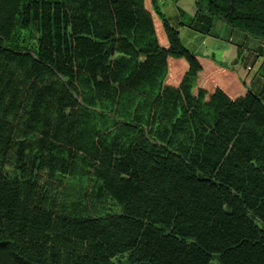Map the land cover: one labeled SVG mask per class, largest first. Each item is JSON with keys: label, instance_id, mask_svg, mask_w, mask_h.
Segmentation results:
<instances>
[{"label": "trees", "instance_id": "1", "mask_svg": "<svg viewBox=\"0 0 264 264\" xmlns=\"http://www.w3.org/2000/svg\"><path fill=\"white\" fill-rule=\"evenodd\" d=\"M0 264H264L261 98L158 0H0Z\"/></svg>", "mask_w": 264, "mask_h": 264}, {"label": "bare ground", "instance_id": "2", "mask_svg": "<svg viewBox=\"0 0 264 264\" xmlns=\"http://www.w3.org/2000/svg\"><path fill=\"white\" fill-rule=\"evenodd\" d=\"M174 1L180 3V14L171 16L170 21L182 39L184 36L185 39H181L183 45L192 53L213 57L217 62L235 69L264 103V42L204 13L206 7L202 6L203 10H199L196 0Z\"/></svg>", "mask_w": 264, "mask_h": 264}, {"label": "rangeland", "instance_id": "3", "mask_svg": "<svg viewBox=\"0 0 264 264\" xmlns=\"http://www.w3.org/2000/svg\"><path fill=\"white\" fill-rule=\"evenodd\" d=\"M179 6H178V5ZM189 4V3H188ZM161 5V8H162V11L165 13V15L167 16L168 19H170L171 16L175 15V16H179L180 12H179V8L181 7L180 6V3L176 2L174 0H159V7ZM190 6V5H189ZM191 7V6H190ZM165 9L169 10V11H166ZM177 9V10H176ZM192 9V7H191ZM161 10V9H160ZM216 18V17H215ZM186 23V22H185ZM186 33H183V35H185ZM212 35H214L212 33ZM181 37V35H180ZM182 39V38H181ZM183 39L184 36H183ZM182 39V40H183ZM186 41V40H185Z\"/></svg>", "mask_w": 264, "mask_h": 264}, {"label": "clouds", "instance_id": "4", "mask_svg": "<svg viewBox=\"0 0 264 264\" xmlns=\"http://www.w3.org/2000/svg\"><path fill=\"white\" fill-rule=\"evenodd\" d=\"M158 3H159V0H158ZM250 69H251V68H250ZM250 69H249V70H250Z\"/></svg>", "mask_w": 264, "mask_h": 264}]
</instances>
